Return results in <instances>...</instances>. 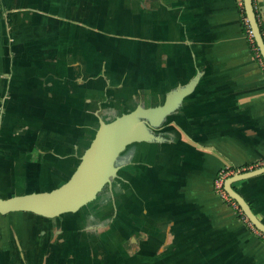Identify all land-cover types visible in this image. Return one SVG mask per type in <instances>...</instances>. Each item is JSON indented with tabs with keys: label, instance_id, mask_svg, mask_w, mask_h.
Returning <instances> with one entry per match:
<instances>
[{
	"label": "crops",
	"instance_id": "1",
	"mask_svg": "<svg viewBox=\"0 0 264 264\" xmlns=\"http://www.w3.org/2000/svg\"><path fill=\"white\" fill-rule=\"evenodd\" d=\"M240 1L0 0L1 196L59 185L101 119L178 97L86 206L0 213V264H264V233L213 188L264 164V69ZM232 186L264 223V172Z\"/></svg>",
	"mask_w": 264,
	"mask_h": 264
},
{
	"label": "water",
	"instance_id": "2",
	"mask_svg": "<svg viewBox=\"0 0 264 264\" xmlns=\"http://www.w3.org/2000/svg\"><path fill=\"white\" fill-rule=\"evenodd\" d=\"M242 1L252 37L264 62V36L257 19L254 0ZM178 94L180 95L181 91ZM177 98L170 95L160 105L136 107L112 119H101L91 141L66 180L50 189L9 196L0 195V213L21 210L52 218L86 206L115 176L117 158L130 143L154 141L158 138L155 129L174 108ZM263 172L264 164L233 172L225 177L223 188L239 205L248 221L264 233V223L256 216L245 198L232 186L234 181Z\"/></svg>",
	"mask_w": 264,
	"mask_h": 264
},
{
	"label": "built area",
	"instance_id": "3",
	"mask_svg": "<svg viewBox=\"0 0 264 264\" xmlns=\"http://www.w3.org/2000/svg\"><path fill=\"white\" fill-rule=\"evenodd\" d=\"M240 5L243 6L242 1H240ZM244 20L246 21V17H244ZM248 34H249V38H250L251 42L254 43L250 29L248 30ZM255 56H256V58H258V60L260 61L261 65H262V68L264 69V63L262 61V58L260 57V54H259L257 47H256V55ZM235 170L239 171V169H234L233 171L236 172ZM231 173H233V172H229L226 169H221L213 180V188L220 196H222L225 200H227L229 204H231L234 208H237L238 210H240L238 204L227 194V192L223 188V181H224L225 177ZM241 215L245 220H247V218L243 214H241ZM249 224L255 230H257L250 222H249Z\"/></svg>",
	"mask_w": 264,
	"mask_h": 264
},
{
	"label": "trees",
	"instance_id": "4",
	"mask_svg": "<svg viewBox=\"0 0 264 264\" xmlns=\"http://www.w3.org/2000/svg\"><path fill=\"white\" fill-rule=\"evenodd\" d=\"M244 16H245V12H244ZM254 44H255V42H254ZM255 46H256V44H255ZM261 57V56H260ZM263 61V60H262ZM264 63V62H263Z\"/></svg>",
	"mask_w": 264,
	"mask_h": 264
},
{
	"label": "flooded vegetation",
	"instance_id": "5",
	"mask_svg": "<svg viewBox=\"0 0 264 264\" xmlns=\"http://www.w3.org/2000/svg\"><path fill=\"white\" fill-rule=\"evenodd\" d=\"M234 200V199H233ZM235 201V200H234ZM239 206V205H238ZM246 217V216H245ZM248 220V219H247Z\"/></svg>",
	"mask_w": 264,
	"mask_h": 264
}]
</instances>
